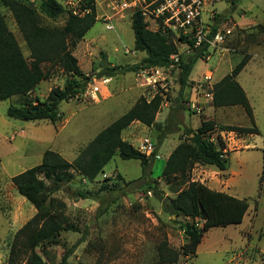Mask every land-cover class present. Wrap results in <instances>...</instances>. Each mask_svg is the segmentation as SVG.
Instances as JSON below:
<instances>
[{"label": "rangeland", "instance_id": "obj_1", "mask_svg": "<svg viewBox=\"0 0 264 264\" xmlns=\"http://www.w3.org/2000/svg\"><path fill=\"white\" fill-rule=\"evenodd\" d=\"M26 1L39 8L38 0ZM1 10L24 56L29 58L30 51L12 13L4 7ZM96 10L97 15L103 13L100 8ZM206 10L209 15L214 12L211 20L215 28L230 29L231 34L201 57L184 90L178 65L164 72V80L150 86L140 85L139 71L99 77L102 64L133 65L145 57L134 51L132 18L127 14L116 18L113 30H108L104 19L97 17L96 24L73 49L89 80L84 93L60 105L59 122L9 119L8 108L22 105L25 99L15 96L0 102V118L7 120L0 121V264H8L15 234L36 214L35 207L18 193L12 177L41 164L46 150L73 162L81 149L139 98L151 100L157 93L162 95L163 103L154 125L135 122L123 133V138L137 148L145 138L152 140L155 151L146 174L143 176L139 160H124L119 154L94 180L76 174L55 197L66 204L68 221L79 231H64L59 245L38 248L37 252L46 264H60L69 249L73 253L67 264H154L162 240L180 248L186 238L173 222L178 218L166 212L165 202L189 183L168 184L162 172L180 142L189 141L203 124L214 123L215 130L207 138L217 146L222 138L225 151L229 152V166L220 171L214 166L196 164L190 181L246 199L249 210L241 224L207 231L197 255L180 264H264V48L261 36H249L253 27L264 25V0H220ZM66 19V13L56 20L42 16V23L61 27ZM174 41L180 59L194 54L176 38ZM246 55L249 62L237 81L249 99L254 121L242 106L216 108L207 97L214 84ZM69 78L62 68L55 67L51 77L30 96L45 99L52 88H64ZM103 79L108 83L102 84ZM95 86L99 91L93 96ZM221 126L255 127L259 135L223 132Z\"/></svg>", "mask_w": 264, "mask_h": 264}, {"label": "trees", "instance_id": "obj_2", "mask_svg": "<svg viewBox=\"0 0 264 264\" xmlns=\"http://www.w3.org/2000/svg\"><path fill=\"white\" fill-rule=\"evenodd\" d=\"M39 8L26 0H0V101L20 96L25 103L10 106L7 117L22 121L61 120L60 105L84 93L89 77L82 71L73 49L96 24V10L79 18L68 12L57 0H38ZM1 7L13 15L24 42L30 51L26 58L10 30ZM67 19L61 27H49L42 23V16L56 20L63 14ZM135 42L134 51L145 54L137 64L109 67L102 64L99 77L113 78L118 74L137 72L144 69L163 68L173 64L171 56L178 54V46L170 36L153 32L139 13L132 18ZM249 36L262 37L264 48V25L252 28ZM207 50H196L186 60L178 63L181 90L188 86L190 74ZM249 62L246 55L233 70L214 84L212 104L216 108L242 106L247 116L254 121L249 99L237 81L239 74ZM47 68H45V66ZM70 75L64 88H52L45 99L32 98L42 81L48 80L55 67ZM163 97L157 93L151 100L141 97L124 115L102 130L86 147L81 149L73 162L59 153L46 150L41 164L14 177L12 183L18 193L36 209V214L15 234L11 244L8 264H46L38 248L60 244L64 231L78 232L66 216V204L55 197L65 185L70 184L76 174L94 180L104 172L105 167L116 154L124 160H139L143 176L146 174L152 156L139 151L123 138V133L135 122L151 127L161 110ZM215 130V124H203L189 141L180 142L170 154L162 178L168 183L188 184L177 191L174 198L165 202V210L176 216L174 220L185 235L186 242L180 248L173 247L166 239L157 247V261L154 264H180L197 255V249L204 234L215 227L241 224L249 210V202L226 192L216 191L203 183L190 181V174L196 164L214 166L224 171L229 166L224 141L219 137L217 146L207 137ZM223 132H235L241 136L259 135L255 127L221 126ZM121 177V176H120ZM181 220H180V219ZM73 250L69 249L60 264H67ZM99 264V263H96Z\"/></svg>", "mask_w": 264, "mask_h": 264}, {"label": "built area", "instance_id": "obj_3", "mask_svg": "<svg viewBox=\"0 0 264 264\" xmlns=\"http://www.w3.org/2000/svg\"><path fill=\"white\" fill-rule=\"evenodd\" d=\"M70 14L82 18L92 14L100 8L102 14H96V18L104 19L108 30L114 29V21L119 16L133 18L139 13L146 23V28L153 32H160L165 36H170L173 40L191 48V50H201L207 48L204 54L211 52L215 44L224 42L225 36L231 34V30L215 28L212 24L214 12L210 15L207 7L212 6L220 0H57ZM100 6V7H99ZM97 11V10H96ZM132 25V19H131ZM175 42V41H174ZM176 43V42H175ZM208 59L210 57H207ZM172 65L163 68H152L139 70V81L141 86L155 85L156 82L164 80V72L170 67L178 65L180 55L171 56ZM109 80L103 79L102 84H107ZM99 91L98 87H93V96ZM210 101L213 100L212 90L207 93ZM139 151L152 156L155 146L150 138H145L138 147Z\"/></svg>", "mask_w": 264, "mask_h": 264}, {"label": "crops", "instance_id": "obj_4", "mask_svg": "<svg viewBox=\"0 0 264 264\" xmlns=\"http://www.w3.org/2000/svg\"><path fill=\"white\" fill-rule=\"evenodd\" d=\"M5 101H6V100H5ZM0 102H1V101H0ZM223 108H225V107H223ZM6 117H7V115H6ZM7 118H8V117H7ZM9 119H10V118H9ZM0 121H2V122L5 123L7 120H5V118L1 117V118H0ZM21 134H23V133H21ZM0 136H1V134H0Z\"/></svg>", "mask_w": 264, "mask_h": 264}]
</instances>
